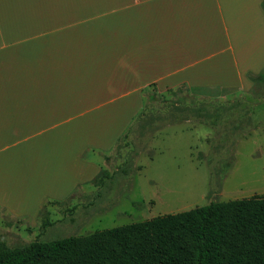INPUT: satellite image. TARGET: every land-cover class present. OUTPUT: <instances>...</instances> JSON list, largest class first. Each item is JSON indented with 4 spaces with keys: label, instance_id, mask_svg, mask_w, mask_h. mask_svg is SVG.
Wrapping results in <instances>:
<instances>
[{
    "label": "crops",
    "instance_id": "1",
    "mask_svg": "<svg viewBox=\"0 0 264 264\" xmlns=\"http://www.w3.org/2000/svg\"><path fill=\"white\" fill-rule=\"evenodd\" d=\"M262 72L264 0H0V207L32 218L93 183L154 119L149 88L241 90L254 97L215 114L239 105L249 121ZM214 103L158 118L203 120Z\"/></svg>",
    "mask_w": 264,
    "mask_h": 264
},
{
    "label": "rangeland",
    "instance_id": "2",
    "mask_svg": "<svg viewBox=\"0 0 264 264\" xmlns=\"http://www.w3.org/2000/svg\"><path fill=\"white\" fill-rule=\"evenodd\" d=\"M257 79L264 84V72ZM253 97L222 88L147 89L142 114L154 119L136 138L117 141L102 163L101 176L71 197L45 202L32 218L15 217L0 207V242L16 247L35 239L87 235L213 200L264 193V106L249 121L239 105L230 117L215 114L232 100ZM213 101L199 110L201 117L214 112L203 120L158 118L176 104L192 110Z\"/></svg>",
    "mask_w": 264,
    "mask_h": 264
},
{
    "label": "trees",
    "instance_id": "3",
    "mask_svg": "<svg viewBox=\"0 0 264 264\" xmlns=\"http://www.w3.org/2000/svg\"><path fill=\"white\" fill-rule=\"evenodd\" d=\"M248 76L257 82L261 73ZM0 264H264V193L87 235L16 247L0 242Z\"/></svg>",
    "mask_w": 264,
    "mask_h": 264
}]
</instances>
